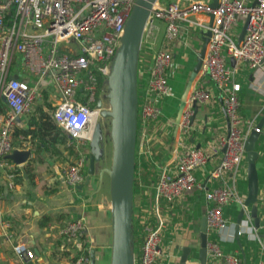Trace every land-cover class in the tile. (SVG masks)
I'll list each match as a JSON object with an SVG mask.
<instances>
[{
	"label": "crops",
	"instance_id": "0c3cea01",
	"mask_svg": "<svg viewBox=\"0 0 264 264\" xmlns=\"http://www.w3.org/2000/svg\"><path fill=\"white\" fill-rule=\"evenodd\" d=\"M158 1L164 3L173 0ZM187 1L189 0H180L182 3ZM202 1L210 3L212 0ZM242 1L251 5L254 0ZM244 20V17H237L231 28L234 42H237ZM156 27L151 44L140 45L136 67L138 96L145 86L146 69L153 52L168 44L163 37V24L156 22ZM180 27L177 38L168 45L171 62L166 70L167 91L152 98V103L158 109L157 117L147 124L144 134L139 132L140 126L136 130L131 213L133 253L137 252L141 241L139 216L153 202L155 180L162 174L173 176L177 159L189 148H199L212 152V155L202 166L193 170L194 186L170 202H159L158 216L163 222V228L160 254L155 264H199L197 229L208 205L204 199V191L231 186L241 204L231 200L222 206V215L228 226L221 239L214 230L208 228L206 240L214 241L221 252L236 255L241 264H264V120L257 125L264 114V59L256 67H250L244 60L225 56L227 66L234 68L233 81L239 84L236 95L239 102L237 113L241 119L240 128L243 132L247 130V135L251 130L247 128L246 121L259 128L253 148L256 153L255 206L258 218V226L253 231V226H249L252 225L248 216L249 207L242 206L246 195L244 159L235 174L224 172L218 177L209 176L210 170L221 156L218 145L220 138L227 132V121L217 89L201 73L197 72L190 88H205L210 92V99L194 104H186L185 101L184 107L189 110L187 124L183 128L178 126L175 130L180 96L205 36L198 27H191L186 23H181ZM262 38L264 40V31ZM7 70L8 76L21 79L38 89L39 97L33 104L41 103L46 96V101L52 107L55 106L59 99L57 91L48 78L37 80L35 75L25 69L20 53L12 52ZM33 104L31 111L15 118L11 134L12 147L18 150L28 149L29 156L20 164H14L6 158L13 164L14 176L10 180L12 185H8L9 179L5 171L0 169V264H18L11 251V246L16 241L26 243L31 250L33 259L30 264H71L72 257L77 253L83 251L89 256L90 250L94 252L93 264H108L110 227L107 177L103 175L98 186L97 175L87 174L88 141L82 144V149L76 150L75 143L68 138L65 142H59L61 134L44 135L43 143L39 144L36 138L24 135L22 132L28 130V127L33 128L27 122L33 111ZM8 112L9 109L0 99V114ZM103 129L106 133L105 126ZM60 132L63 133L61 130ZM47 137H54V140L48 143ZM102 152L104 163H108V142H104ZM78 156L86 158L82 167V180L71 187L65 180L64 169ZM97 166L103 165L99 163ZM241 210L240 220H246V226H239L240 233L235 236L234 226ZM72 219L81 220L82 229L75 238L60 237L59 229ZM206 258L205 264H224L208 254Z\"/></svg>",
	"mask_w": 264,
	"mask_h": 264
},
{
	"label": "built area",
	"instance_id": "2783aa9c",
	"mask_svg": "<svg viewBox=\"0 0 264 264\" xmlns=\"http://www.w3.org/2000/svg\"><path fill=\"white\" fill-rule=\"evenodd\" d=\"M134 2L0 0V99L9 109L8 113L0 114V169L5 171L8 185H12L10 180L14 173L13 164L7 161L5 155L16 149L12 147L11 138L15 118L27 114L39 97L37 88L7 75L12 52L22 55L23 66L37 80L49 79L59 96L51 113L52 119L68 140L75 143V149L80 150L91 136L99 110L108 108L103 98L104 79ZM237 17H248V20L242 39L234 42L231 28ZM156 22L163 24V37L168 44L153 52L146 69L145 86L139 96L136 93V130L140 126L139 132L144 134L147 124L157 117L158 109L152 103V98L167 91L166 70L171 62L168 45L177 38L181 23L198 27L204 33H209L198 73L217 89L227 121V132L220 138L218 145L221 156L209 176L218 177L224 172L235 174L244 159L247 130L243 132L240 128L236 95L239 84L233 81L234 68L227 66L225 56L244 60L250 67H256L264 59V0H257L254 5L242 0H217L214 7L202 0L185 3L180 0L164 3L156 0L144 22L141 44H151ZM98 98L101 99L100 108L94 106ZM209 99L210 92L196 86L190 88L185 101L186 104H192ZM188 117L189 110L184 107L178 124L180 128L186 126ZM251 124L246 121L247 128L258 132L259 128ZM211 155L209 151L189 148L177 159L173 176L162 174L155 180L153 202L139 216L141 241L137 252L133 253V264H155L160 254L163 228L158 216L159 202H170L190 190L195 184L193 170L202 166ZM84 160L85 157L78 156L64 169L69 186L81 182ZM204 199L208 203L205 209L206 230H214L221 239L228 226L222 215V206L231 200L241 204V200L232 186L205 190ZM239 226H246V220H240L237 234L240 233ZM82 227L81 220L72 219L59 229L58 235L65 239L75 238ZM205 248L206 256L208 254L224 264H241L236 255L221 252L214 241L206 240ZM11 251L18 264L32 262L33 255L26 243L16 241ZM71 261V264H90L89 256L83 251L72 257Z\"/></svg>",
	"mask_w": 264,
	"mask_h": 264
},
{
	"label": "water",
	"instance_id": "95a60500",
	"mask_svg": "<svg viewBox=\"0 0 264 264\" xmlns=\"http://www.w3.org/2000/svg\"><path fill=\"white\" fill-rule=\"evenodd\" d=\"M156 0H135L128 17L126 18L119 44L116 47L108 67V73L104 79L105 94L104 100L108 108L100 109L99 116L108 119V130L106 133L110 157L107 166L98 167L103 157L102 129L99 122L92 126L91 136L88 140V163L87 174H96L98 186H100L103 175L108 180L109 197V251L108 264H133L132 234H131V213H132V182L134 171V151L136 139V67L141 44V34L144 22L151 6ZM254 0L251 5H254ZM217 0H212L210 5L214 7ZM248 17H245L237 42L242 39ZM209 33L206 32L203 38V46L197 54L196 62L192 67L184 89L180 96V103L175 118V130L178 128L179 117L185 105L187 93L191 83L198 72L204 54L205 45ZM232 60V59H231ZM193 102L192 104H194ZM96 108L101 107V99L95 101ZM190 119V118H189ZM264 114L261 117V123ZM257 125L255 127H257ZM257 133L252 129L244 141V161L246 162V195L243 205L249 207V220L253 227L258 226L256 216V172L254 160V140ZM29 156V150L12 149L5 158L14 164H20ZM242 210L238 215L234 234L237 235ZM199 244L197 249V261L199 264L206 263V222L205 216L199 221L197 229ZM185 252L182 259L185 258ZM90 264L94 261L93 250L89 251ZM182 264V262L180 263Z\"/></svg>",
	"mask_w": 264,
	"mask_h": 264
},
{
	"label": "trees",
	"instance_id": "16d2710c",
	"mask_svg": "<svg viewBox=\"0 0 264 264\" xmlns=\"http://www.w3.org/2000/svg\"><path fill=\"white\" fill-rule=\"evenodd\" d=\"M98 84L101 83L99 81V76L97 77ZM33 111L28 118V125L32 126L33 128L28 127V130L22 132L24 135L28 134L30 137H34L37 139L38 144L43 143L42 138L44 135L47 136H54L60 135L59 142L63 140L66 141L67 137L65 134L61 133L60 130L55 125L52 119V107L49 102L46 101V96L42 99L41 103L33 104ZM44 107V108H43ZM54 140V137H47L46 142L51 143Z\"/></svg>",
	"mask_w": 264,
	"mask_h": 264
},
{
	"label": "rangeland",
	"instance_id": "374dc122",
	"mask_svg": "<svg viewBox=\"0 0 264 264\" xmlns=\"http://www.w3.org/2000/svg\"><path fill=\"white\" fill-rule=\"evenodd\" d=\"M95 122H99L101 124L102 136H103L102 143H103V151H104V142H108V139H107V136H106V133H107V130H108V119H104V118H102L100 116H97L96 119L94 120V123ZM103 126H105V128H106V133H105V130L103 129ZM99 163H100V165L107 166L109 162L106 163V161H105V163H104V159L102 157Z\"/></svg>",
	"mask_w": 264,
	"mask_h": 264
},
{
	"label": "bare ground",
	"instance_id": "6f19581e",
	"mask_svg": "<svg viewBox=\"0 0 264 264\" xmlns=\"http://www.w3.org/2000/svg\"><path fill=\"white\" fill-rule=\"evenodd\" d=\"M92 131V130H91ZM91 135V134H90Z\"/></svg>",
	"mask_w": 264,
	"mask_h": 264
}]
</instances>
